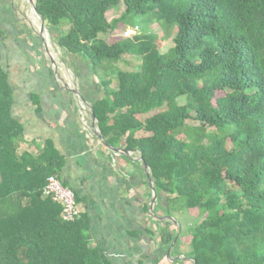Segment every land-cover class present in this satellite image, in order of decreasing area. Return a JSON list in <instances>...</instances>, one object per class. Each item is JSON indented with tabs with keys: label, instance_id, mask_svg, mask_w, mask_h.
Returning <instances> with one entry per match:
<instances>
[{
	"label": "trees",
	"instance_id": "trees-1",
	"mask_svg": "<svg viewBox=\"0 0 264 264\" xmlns=\"http://www.w3.org/2000/svg\"><path fill=\"white\" fill-rule=\"evenodd\" d=\"M122 3L123 16L108 20ZM36 7L59 32V46L84 56L98 78L103 96L93 110L107 143L143 154L164 214L181 223L198 211L189 256L197 264H264V0H36ZM141 14L165 32L140 27L142 35L110 42L127 28L123 19ZM2 38L0 29V264H114L90 245L82 211L65 222L62 205L44 194L49 177L63 180L66 155L51 140H25L11 114ZM168 39L173 47L163 52ZM126 54L140 56L142 69L106 63Z\"/></svg>",
	"mask_w": 264,
	"mask_h": 264
},
{
	"label": "crops",
	"instance_id": "crops-1",
	"mask_svg": "<svg viewBox=\"0 0 264 264\" xmlns=\"http://www.w3.org/2000/svg\"><path fill=\"white\" fill-rule=\"evenodd\" d=\"M39 28L30 0H0L2 57L13 91L11 114L22 125L27 142L51 140L66 155L62 181L77 196L90 245L114 264H194L189 256L191 242L180 241L183 229L173 247L176 238L170 240L178 235V226L151 216L152 189L142 166L102 144L82 101L64 87L62 79L91 103L102 97L89 62L59 50L48 27L46 49ZM162 204L166 200L158 199L156 214L170 217ZM181 223L184 226L182 218Z\"/></svg>",
	"mask_w": 264,
	"mask_h": 264
},
{
	"label": "rangeland",
	"instance_id": "rangeland-1",
	"mask_svg": "<svg viewBox=\"0 0 264 264\" xmlns=\"http://www.w3.org/2000/svg\"><path fill=\"white\" fill-rule=\"evenodd\" d=\"M126 12V6L125 4H121L118 8H113L110 9L107 13H106V18L108 20H112V19H119L123 16V14ZM46 25H48L46 23ZM121 25L122 27H127L126 29H121L117 32H114L113 34L110 35L109 40L110 42H112L114 39H126V38H133L136 37L138 35H140L142 33V29H150L149 32H153V33H157V34H161L163 32H165V30L162 28V25L158 22H151V17L149 15H137V16H133L131 15L129 19H123L121 21ZM40 27H42V22H40ZM140 29H139V28ZM51 30V29H50ZM40 31V28H39ZM50 35L53 39V44H57V46H59L58 44V35L59 32L54 31V34L50 32ZM142 35V34H141ZM164 47L162 48L163 52H167L170 48L173 47V43H172V39H168L167 41L164 42ZM60 50V46L58 48ZM72 54V53H71ZM76 55V54H73ZM82 56V55H80ZM85 60L86 58L84 56H82ZM87 61V60H86ZM106 63H113L114 68H118L121 70H131V71H138L142 69V65H143V59L140 56L137 55H131V54H126L122 56V59L117 61V60H112V61H108L106 60ZM95 76V75H94ZM94 79V77H93ZM98 78L95 77V81ZM119 85V79L118 76L113 78V82L111 83L112 87H118ZM181 103H185L186 99L185 98H180ZM86 110V108H84ZM147 116V115H145ZM191 126H196L197 123L196 122H192L190 121L188 123ZM210 131H212V129H210ZM146 135L145 132H140L137 134V137H141ZM182 139H185V136H182ZM69 187V186H68ZM198 211L197 210H193L192 211V217H186L182 216V221L184 223V228H183V233H182V237H181V241L184 240L187 243H190L191 237H190V233L189 235L187 234L188 231H190L191 228H194L201 219H199V217H197ZM187 236L189 238H187ZM188 243V244H189Z\"/></svg>",
	"mask_w": 264,
	"mask_h": 264
},
{
	"label": "water",
	"instance_id": "water-1",
	"mask_svg": "<svg viewBox=\"0 0 264 264\" xmlns=\"http://www.w3.org/2000/svg\"><path fill=\"white\" fill-rule=\"evenodd\" d=\"M30 3H31V6L33 8L34 13L36 14V16L39 17L40 22H42V27H40V32H39L38 36L40 38H42L43 43L45 45V48L47 49V41L45 39V35L47 33V27H46L45 19H44V17L42 15H40V13L37 10L36 0H30ZM51 62H52L53 65H55V67L57 66V63L54 60V58H52ZM55 67H54V69H55ZM56 73L58 74V70H56ZM61 81H62V83H63V85H64V87L66 89L71 91V93L75 94L76 97L78 96L80 101H82L84 108H86V110L91 115V118H92V121H93L92 127H93V130H94V134L102 142V144L110 152H114L116 154L127 156V157L135 160L136 163H139L142 166L143 171L145 172V175L147 176L148 183H149V185H150V187L152 189V199H151V205H150L151 216H154V218L156 220H158V221H170V222H173L179 228V233H178L176 239L174 240V244H173V247H174L175 244L177 243V241L179 240V237H180V235L182 233V226L180 225V223L178 222V220L175 217H172V216H170V217H160V216H158L156 214V203H157V201L159 199V193H158V190H157V187H156V182H155V180H154V178L152 176V171H151L148 163L144 159L143 154L141 152H139V151L132 152V151L125 150L123 148L114 147V146H111L109 143H107V141L104 139L103 134H102V132H101V130L99 128L98 120H97V117H96V115L94 113V110H93V103L87 101L81 95L80 91L75 87L74 84H72V86H71L70 84L67 83L66 80L62 79ZM133 155H135L136 157L132 158ZM83 159H84L83 156H80L78 158L80 163H82ZM63 183L66 184V181H63ZM171 251L172 250H169V253H168L169 257H171ZM193 260H194V264H197V260L195 258H193Z\"/></svg>",
	"mask_w": 264,
	"mask_h": 264
},
{
	"label": "built area",
	"instance_id": "built-area-1",
	"mask_svg": "<svg viewBox=\"0 0 264 264\" xmlns=\"http://www.w3.org/2000/svg\"><path fill=\"white\" fill-rule=\"evenodd\" d=\"M44 194L62 205V217L65 222H74L81 217V209L76 201L75 192L66 187L61 179L51 176L44 188Z\"/></svg>",
	"mask_w": 264,
	"mask_h": 264
}]
</instances>
